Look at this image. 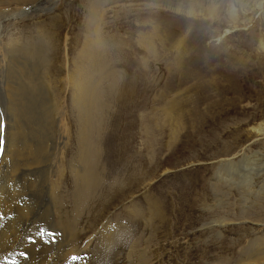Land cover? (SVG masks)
I'll return each mask as SVG.
<instances>
[{
	"label": "rangeland",
	"instance_id": "rangeland-1",
	"mask_svg": "<svg viewBox=\"0 0 264 264\" xmlns=\"http://www.w3.org/2000/svg\"><path fill=\"white\" fill-rule=\"evenodd\" d=\"M21 1L25 6L0 8L16 13L14 19L0 20V94L11 81L4 65L15 57L30 59L50 84L54 109L63 115L72 99L64 91L65 76L79 69L76 57L81 58L84 49L101 43H111L106 67L113 65L121 77L118 84L129 89L119 95L110 83L115 80L95 83L108 108L99 137L100 157L104 183L111 184L114 195L107 198L104 220L98 226L90 221L86 251L75 256L87 261L102 232L119 233L117 227L129 219L140 222L138 227L132 224L135 238L124 256L114 248L109 264H135L140 254L149 264H238L250 254L247 247L257 237L264 240V135L256 131L264 127L263 19L256 14L252 22L235 27L229 5L233 0L217 5V15L209 11V0ZM91 6L97 8L92 24ZM36 37L59 46L52 57L57 76L45 74V51L37 53L32 47L35 58L21 53L25 40ZM145 37L148 44L142 41ZM7 108L2 96L5 119ZM75 129L70 122L69 148ZM123 150L127 156L119 157ZM226 168L244 174L246 183L238 184V177L225 183L220 175ZM30 181L26 179L25 188ZM93 198L96 202L101 197ZM91 200L86 215L96 207ZM133 245L135 256L129 258Z\"/></svg>",
	"mask_w": 264,
	"mask_h": 264
},
{
	"label": "bare ground",
	"instance_id": "bare-ground-1",
	"mask_svg": "<svg viewBox=\"0 0 264 264\" xmlns=\"http://www.w3.org/2000/svg\"><path fill=\"white\" fill-rule=\"evenodd\" d=\"M222 1L209 0L211 5L209 11L217 15L219 11L217 5ZM25 4V1L1 0L0 8L5 7V10H11L12 6V9H15ZM229 5L232 8L230 16L235 27H239L237 26L239 23L252 22L256 14L263 19L261 22L264 23V0H233ZM41 8L40 4L37 9L41 10ZM96 9L93 6L90 8V24L94 23ZM8 12L9 14L2 13L0 9V20L16 17V13ZM146 37L142 41L148 44ZM36 39L25 40L21 53L26 57L31 55L35 58L36 52L45 51L47 56L44 55L42 58L46 64L45 74L57 76L52 57L59 50V46L52 43V39L48 41L40 37ZM102 39L105 42V38ZM110 45L111 43L89 45L84 49L81 58L76 57L79 69L76 68L77 71L74 74H67L64 78L67 86V89L64 87V91L72 96L71 106L69 105L71 109H63L64 113L62 112L61 116L59 110L54 109L56 103L54 105L50 84L45 83L46 80L39 76L38 69L30 59V61L27 59L23 61L24 58L15 57L10 60V63L8 62L9 64L4 65L8 72H11V81L6 83L3 93L0 94V98L4 96L9 104V108L4 109L6 119L0 109V124L4 120L5 126L3 130L5 149L0 168V264H5L6 259H15L17 264H69V257L84 254L91 242L90 237H84L89 231L90 221L94 223L93 226L96 224L98 226L104 220L107 198L112 193L109 190L111 184L106 185L103 179L105 173L102 169L99 137L103 119L106 118H104L105 113L108 116V108L105 109L102 95L95 83L103 78L113 79L115 81H109H112L111 86L114 84L112 88L119 95L129 91L127 85L118 84V80H121L118 78L121 77L116 76L117 72L113 71L114 66L106 67V62L110 61L109 55L112 54V50H106L107 46L111 47ZM32 47L36 52L31 50ZM48 95L50 98H47ZM70 122L76 124L77 131L73 146L69 148ZM256 131L264 135L263 126L256 128ZM64 139H66L65 142ZM126 152L127 150H123L119 157L127 156ZM116 166L119 168L118 159ZM127 167L130 166L127 165ZM54 176L55 180H53ZM132 176L136 174L132 173ZM220 177L227 179L225 183H230L235 177H238V184L246 183L244 174L229 169L224 170ZM26 179L31 180L28 188L24 187ZM244 185H241L243 189L255 190L251 185ZM28 193L33 194L34 197ZM95 195L101 197L100 201L94 202ZM90 200L91 204H96V207L93 206L94 209L92 208L86 215ZM91 213H95V218L98 219L99 216V219H91L89 217ZM80 220L84 221L83 224ZM127 221L126 224L123 223L117 227L119 233L116 229L112 232H102L96 242L95 252L87 261L80 257L81 259L75 264H109L114 248H118L116 254L124 256L127 245L132 240L131 237L135 236L132 224L138 227L140 223L132 219ZM79 225L82 226L79 227ZM127 226L132 232H128ZM48 233L54 235L49 236ZM257 238L247 247L250 254L247 252L243 254L238 264H264V240ZM84 241L85 248L81 249L80 244ZM134 245L127 252L129 258L135 256L133 255L136 248ZM144 255L135 256V264H149ZM116 263L120 264V262Z\"/></svg>",
	"mask_w": 264,
	"mask_h": 264
},
{
	"label": "snow or ice",
	"instance_id": "snow-or-ice-1",
	"mask_svg": "<svg viewBox=\"0 0 264 264\" xmlns=\"http://www.w3.org/2000/svg\"><path fill=\"white\" fill-rule=\"evenodd\" d=\"M49 236H53V233H48ZM21 255H23L21 253ZM81 258L79 256H71L69 257V264H75V262L79 261ZM5 264H17V261L15 259H6Z\"/></svg>",
	"mask_w": 264,
	"mask_h": 264
}]
</instances>
